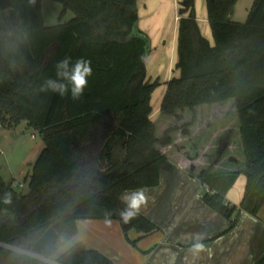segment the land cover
Wrapping results in <instances>:
<instances>
[{
  "label": "trees",
  "instance_id": "16d2710c",
  "mask_svg": "<svg viewBox=\"0 0 264 264\" xmlns=\"http://www.w3.org/2000/svg\"><path fill=\"white\" fill-rule=\"evenodd\" d=\"M41 1L10 0L12 29L0 32V124L24 121L43 142L24 193L0 178V264H53L29 253L49 226L56 240L42 257L112 264L80 242L53 254L76 235L79 219L117 221L132 246L129 230L154 232L139 212L121 218V193L156 186L171 153L193 159L186 149L194 135L219 130L227 119L234 128L213 139L206 165L195 174L192 165L191 175L211 188L202 202L231 225L239 210L257 214L264 203V0L252 1L243 23L230 19L236 0H204L212 45L199 32L194 0L177 1L178 75L164 82L159 125L150 119V99L160 83L146 78L150 46L137 26L136 0H53L61 10L51 26L43 24ZM66 11L71 18L59 22ZM65 57L91 61L79 100L42 90ZM240 174L245 185L236 206L224 193Z\"/></svg>",
  "mask_w": 264,
  "mask_h": 264
},
{
  "label": "crops",
  "instance_id": "0c3cea01",
  "mask_svg": "<svg viewBox=\"0 0 264 264\" xmlns=\"http://www.w3.org/2000/svg\"><path fill=\"white\" fill-rule=\"evenodd\" d=\"M177 1L136 0L137 26L148 36L151 50L160 48L149 52L147 58L168 57L164 64L166 71L161 65L155 68L157 72H162L159 76L163 77L160 80L154 74L160 83L156 88H161L160 99L165 89L164 82L178 75L173 68L176 60ZM42 11L41 1L44 20ZM200 14L199 18L196 17L199 32L212 45L206 13L202 16L200 11ZM160 53L162 55L157 56ZM155 77L147 79L152 81ZM159 102L152 110L150 119L157 114ZM229 127L234 128L232 119L221 123L219 130L207 128L200 133L196 131L190 141L191 146L186 149L194 158H185L183 152L171 153L173 158L168 157L159 167L158 184L139 188L144 191L147 200L139 213L156 226L154 232L140 236L134 230H129V240H135V246H132L125 241L117 221L79 219L76 221V235L61 251L80 242L86 248L103 254L112 264H257L264 256V203L255 216L243 210L237 211L231 225V219L227 220L202 202V194L211 188L194 176L198 168L206 165L203 156L205 151L211 150L213 139ZM33 162L28 165L31 166ZM192 165L194 174L191 175ZM14 179H10L12 186ZM211 183L214 184L215 180ZM244 185L245 177L240 174L225 191V200L237 206ZM134 190L123 191L120 199L124 202L122 197ZM197 244L203 245L202 251H195Z\"/></svg>",
  "mask_w": 264,
  "mask_h": 264
},
{
  "label": "rangeland",
  "instance_id": "374dc122",
  "mask_svg": "<svg viewBox=\"0 0 264 264\" xmlns=\"http://www.w3.org/2000/svg\"><path fill=\"white\" fill-rule=\"evenodd\" d=\"M252 1L253 0H236L230 13V19L239 23L245 22ZM42 10V12L45 14L43 20V24L45 26H51L58 22L57 17L61 10V5L58 2L53 0H42ZM200 11L202 16H204L206 13L205 1L194 0L195 17L199 18L201 16ZM71 16L72 13L70 11H66L59 22H66L71 18ZM210 41L212 42V38ZM155 48L152 50L150 49L151 51L149 50V52L151 53L160 49ZM161 55L162 53L158 54L157 56ZM167 59L168 57H148L145 64L146 78L153 79V77H157L159 74L162 75V72H157L155 68L164 66V64L167 62ZM162 68H165L166 71V66ZM159 78L162 80L163 77L159 76ZM160 89H155L152 93L150 99L152 110L156 107L160 100ZM162 119L163 118L160 117L159 114L153 116V120L157 121L158 125L164 122ZM42 145L43 142L37 131L31 127L26 128V125L23 121L11 126H1L0 124V178L3 181H9L11 178H15L14 186L12 187L16 191L24 193L26 191V183L22 180L30 170V165H28L29 162L31 163L35 160L36 155L38 154ZM64 245L62 244L59 246L54 252L53 256L58 254ZM29 253L31 254L32 252ZM34 256L54 264L51 259L42 257V255L34 254Z\"/></svg>",
  "mask_w": 264,
  "mask_h": 264
},
{
  "label": "clouds",
  "instance_id": "9594fccd",
  "mask_svg": "<svg viewBox=\"0 0 264 264\" xmlns=\"http://www.w3.org/2000/svg\"><path fill=\"white\" fill-rule=\"evenodd\" d=\"M56 79H48L46 87L42 90L50 89L61 97L69 95L72 100H79L84 95L88 86V78L92 75L91 61L83 57L75 61L71 57L59 60L55 65ZM126 208L121 212V218L127 222L134 217L141 206L147 203L145 193L142 189L132 191L122 197ZM203 245H195V251H202Z\"/></svg>",
  "mask_w": 264,
  "mask_h": 264
},
{
  "label": "water",
  "instance_id": "95a60500",
  "mask_svg": "<svg viewBox=\"0 0 264 264\" xmlns=\"http://www.w3.org/2000/svg\"><path fill=\"white\" fill-rule=\"evenodd\" d=\"M0 9L5 11L7 14L6 21L3 25H0V30L2 33H8L12 29L13 20L15 16V11L11 7L10 0H0ZM56 240V232L52 226H49L42 235L33 243L30 252L43 255L47 251H51L54 247ZM152 264V263H146Z\"/></svg>",
  "mask_w": 264,
  "mask_h": 264
},
{
  "label": "flooded vegetation",
  "instance_id": "af4514ba",
  "mask_svg": "<svg viewBox=\"0 0 264 264\" xmlns=\"http://www.w3.org/2000/svg\"><path fill=\"white\" fill-rule=\"evenodd\" d=\"M6 17H7L6 12L0 9V25L4 24V22L6 21Z\"/></svg>",
  "mask_w": 264,
  "mask_h": 264
},
{
  "label": "built area",
  "instance_id": "2783aa9c",
  "mask_svg": "<svg viewBox=\"0 0 264 264\" xmlns=\"http://www.w3.org/2000/svg\"><path fill=\"white\" fill-rule=\"evenodd\" d=\"M31 255H33V256H34V253H33V254L31 253Z\"/></svg>",
  "mask_w": 264,
  "mask_h": 264
}]
</instances>
